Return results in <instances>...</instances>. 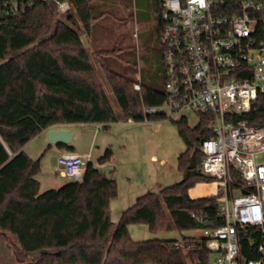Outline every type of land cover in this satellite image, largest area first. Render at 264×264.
<instances>
[{"label":"trees","instance_id":"16d2710c","mask_svg":"<svg viewBox=\"0 0 264 264\" xmlns=\"http://www.w3.org/2000/svg\"><path fill=\"white\" fill-rule=\"evenodd\" d=\"M69 1L74 12L62 15L65 20L57 17L52 2H37L25 15L0 20L1 257L23 264H211L204 237L136 241L129 231L136 223L147 224L152 231L182 232L202 229L199 219L214 227L225 222L216 195H189L197 183L214 181L198 168L204 158L201 142L213 135L206 114L198 113L195 127L186 117L175 120L187 146L179 157L183 179L137 197L118 223L110 217V202L118 193L116 179L92 162L81 180L40 192L36 177L40 158L30 157L24 147L42 131L66 123L109 129L121 118L133 122L167 118L143 112L144 106L165 103L166 90L148 83L143 74L138 80L104 64L121 110L117 115L80 34L82 27L89 30L99 17L93 0ZM160 70L165 79L164 65ZM138 81L140 91L134 89ZM231 121L263 125L264 93L249 112L233 114ZM193 153L196 167L191 169ZM112 157L108 149L98 162L104 164ZM238 236L245 261L261 258L259 228L240 229Z\"/></svg>","mask_w":264,"mask_h":264},{"label":"built area","instance_id":"2783aa9c","mask_svg":"<svg viewBox=\"0 0 264 264\" xmlns=\"http://www.w3.org/2000/svg\"><path fill=\"white\" fill-rule=\"evenodd\" d=\"M37 2H52L58 15L74 12L69 0H0V18L25 15ZM160 7L168 100L144 106L143 112L171 119L188 111L210 117L213 135L201 142V171L214 178L225 220L201 229L211 264H264V161H258L264 155V124L231 121L264 93V0H160ZM134 89L141 90L139 81ZM89 159L66 151L57 163L64 177L81 180ZM250 226L261 231L262 256L245 261L238 231Z\"/></svg>","mask_w":264,"mask_h":264},{"label":"rangeland","instance_id":"374dc122","mask_svg":"<svg viewBox=\"0 0 264 264\" xmlns=\"http://www.w3.org/2000/svg\"><path fill=\"white\" fill-rule=\"evenodd\" d=\"M159 1L93 0L94 12L99 17L89 30L82 27L80 31L99 80L118 116H121V110L108 82L104 64L116 72L131 74L137 79L140 73H144L148 83L165 91V79L160 70L163 50L158 33L161 24ZM57 17L65 20L62 15L57 14ZM182 116L187 117L191 127H195L199 122V114L188 111L179 114L174 120L167 117L131 124L121 118L111 124L109 129L83 123L56 125L74 134L71 145L75 150L91 148L92 161L98 167L99 158L104 156L108 149L112 150L111 166L102 169L107 175H113L117 182V196L110 202V217L114 223L119 222L123 212L140 195L149 191L158 192L162 187L183 179L179 157L186 151L187 146L175 122ZM47 136L48 132L39 134L26 144L24 149L28 155L34 154V159L40 158L41 170L36 175L41 182L40 192L57 188V185L45 180L49 174L62 182L72 181L60 176L61 167L57 163L59 150L52 152L48 144L44 145L48 140ZM258 161H264L263 154L258 157ZM201 164L202 162L198 164V168ZM201 187L209 191L213 189L214 183H199L195 188ZM202 193L191 192L193 196H200ZM129 231L136 241L181 240L184 235L202 237L201 228L182 232L175 228L152 231L143 223L131 224ZM0 264L23 263L0 255Z\"/></svg>","mask_w":264,"mask_h":264},{"label":"crops","instance_id":"0c3cea01","mask_svg":"<svg viewBox=\"0 0 264 264\" xmlns=\"http://www.w3.org/2000/svg\"><path fill=\"white\" fill-rule=\"evenodd\" d=\"M142 30H143V27H142ZM142 30H141V31H142ZM82 41H83V40H82ZM160 64L163 65V58H162ZM161 67H162V66H161ZM142 74H143V76H144V73H142ZM142 74L140 73V77H139V78H141ZM127 122L132 124L133 121L129 120V121H127ZM112 124H113V123H112ZM59 125H60V124H59ZM92 125H97L98 127L102 126V125H99V124H92ZM53 128H59V127H56V125H55ZM60 129H61V128H60ZM48 131H49V129H46V130L42 131L41 134H44V132H45V134H47ZM46 144H48V146H49L50 143L48 142V140L45 141V144H44V145L46 146ZM69 146H72L71 143L69 144ZM72 147H73V146H72ZM49 148H51V151H52V152H57L56 150H59V151H58V152H59L58 156L61 155V154L64 153V152H66V151H73V152H76V153H78V154H80V155H82V156H87V155H89V156H90V162H92V163L94 164L95 167H98V166L92 161V150H91V148H90V149H89V148H84V149H82L81 151H77V150H75L74 147H73L72 149H69V148H67V147H63V148H61V147H55L54 145H51ZM24 149H25V147H24ZM30 155H31V156H30ZM30 155H29V156L32 157V158L35 157L34 154H30ZM98 164H99V163H98ZM99 166H100V167H98V168H100L101 170H103L104 172H106L104 169H102V167H103V168L110 167V166H111V162L109 161V162H106V163H104V164H99ZM60 176L64 177V176L62 175V173H60ZM45 180H46V181H49V182L51 181V182L53 183V185H57V187H60L61 185H63V184L66 183V182H62V181L57 180L56 176L51 175V174H49V175L45 178ZM198 184H199V183H197L194 187L190 188V190H189V195H190L191 197L196 198V197H201V196H207V195H212V194H214V192H215V188H214V187H213L212 190L206 191L205 189H202V187H201V188H195ZM193 188H195V189H193ZM192 189H193V190H192ZM194 191H200V192H203V193H202L200 196H193V195L191 194V192L194 193ZM197 193H198V192H197Z\"/></svg>","mask_w":264,"mask_h":264},{"label":"water","instance_id":"95a60500","mask_svg":"<svg viewBox=\"0 0 264 264\" xmlns=\"http://www.w3.org/2000/svg\"><path fill=\"white\" fill-rule=\"evenodd\" d=\"M4 19H5L4 17L0 18V20H4ZM53 127L54 126L49 128L48 136H47L48 142L51 145H54L55 147L63 148V147L68 146L71 143L74 134L69 132V131H67V130L60 129V128H53ZM189 167L191 169L196 167L195 153H193L192 156H191V165ZM244 193H245V191H244ZM203 225L206 226V227L213 226L212 223L207 222V221L204 222Z\"/></svg>","mask_w":264,"mask_h":264},{"label":"clouds","instance_id":"9594fccd","mask_svg":"<svg viewBox=\"0 0 264 264\" xmlns=\"http://www.w3.org/2000/svg\"><path fill=\"white\" fill-rule=\"evenodd\" d=\"M201 2H202V0H201Z\"/></svg>","mask_w":264,"mask_h":264}]
</instances>
